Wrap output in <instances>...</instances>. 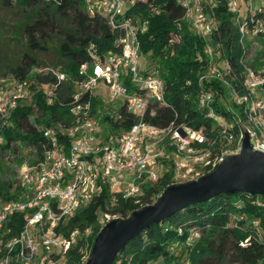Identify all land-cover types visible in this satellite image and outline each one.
<instances>
[{"label": "built area", "instance_id": "1", "mask_svg": "<svg viewBox=\"0 0 264 264\" xmlns=\"http://www.w3.org/2000/svg\"><path fill=\"white\" fill-rule=\"evenodd\" d=\"M83 1L84 11L101 16L115 33L114 50L98 55L95 47L88 45L87 61L78 65L70 80L58 69L45 70L54 81L39 85L41 99L45 106H65L67 114L40 129L39 149L20 139L9 143L24 144L21 146L28 152L29 162L23 160L14 170L17 197L0 199V235L8 232L6 223L13 214L22 221L20 231L3 247L0 264H10L12 259L17 264H63L81 234L73 230L63 237L55 228L91 201L99 183L108 191L111 204L116 196L136 204L142 196L140 184L154 182L163 163L171 165L173 184L195 180L212 171L225 156L239 152L242 129L250 149L264 154V77L257 74L249 59V53L259 48L258 38L264 37V0H223L238 36L241 53L236 66L240 73H234L221 49L215 51L207 42L203 45L205 63L198 74L193 104L225 138V145L213 153L210 143L202 146L205 138L200 131L184 124L171 122L157 127L145 121L149 102L165 103L164 83L157 69L149 64L144 70L138 68V35L146 31L147 22L125 13L123 0ZM179 1L184 13L190 12L187 22L192 23L191 31L205 41L216 30L217 20L210 8L216 2ZM63 83L70 87L62 94L65 102L60 98ZM31 96L26 80L12 76L0 79V145H5L2 133L12 125L11 114ZM218 107L221 112H216ZM121 112L130 114L131 124L127 130L113 131L109 125L123 122ZM254 205L264 210V201L255 198ZM111 218L107 213L98 215L99 229ZM250 226L260 240L258 220L251 219ZM89 233L85 229L83 238ZM191 238H197V233L189 230L185 245ZM13 248L14 258L9 254ZM168 250L173 252L174 248ZM262 250L264 264L263 240Z\"/></svg>", "mask_w": 264, "mask_h": 264}, {"label": "trees", "instance_id": "2", "mask_svg": "<svg viewBox=\"0 0 264 264\" xmlns=\"http://www.w3.org/2000/svg\"><path fill=\"white\" fill-rule=\"evenodd\" d=\"M123 1L127 7L125 13L135 14L147 22L146 31L138 35L139 56L148 55L151 61L159 58L164 72L165 103L149 102L145 121L157 127H165L171 122L184 124L202 133L205 138L203 147L210 143L211 153L217 151L225 145V138L204 118V111L194 108L193 97L197 88L194 75L198 65L192 59L196 49L202 59L206 57L202 48L207 42L215 51L221 49L223 57L234 67V73H240L241 68L236 66L241 53L238 36L223 0H214L212 11L217 20L216 30L205 41L187 29L188 22L179 0H132V4L129 0ZM0 11L5 19H17L13 28L21 34L20 39H15L18 51H9L7 46L10 45L0 44V79L12 76L26 80L28 89L33 91V107L23 104L11 114L13 128L2 133L5 145H0V150L8 149L9 143L20 138L24 144L39 149L40 129L65 118L67 108L56 103L51 106L43 103L39 85L53 82L54 77L48 72L32 71L41 64L36 55L56 54L55 67L46 70L58 69L70 80L75 77L78 65L87 61L88 45H93L96 53L101 55L114 50L116 35L101 16L84 11L83 0H0ZM186 80L192 81L190 87L184 86ZM60 89V98L64 101L62 94L70 87L63 83ZM33 108L40 112L39 118L33 120L39 128L29 121ZM216 112H221V108L218 107ZM121 113L125 117L123 122L109 125L111 130H127L131 124L130 114ZM233 133L238 135L237 130ZM171 176V165L163 163L154 182L144 180L140 184L142 196L138 197L136 204L119 196L111 204L108 191L99 183L98 192L91 201L55 228L63 237L73 230L81 234L67 251L63 264H83L87 259L93 239L100 230L96 223L98 215L109 212L117 219H124L132 211L153 204L164 188L173 184ZM17 192L18 187L13 182L0 181V199L3 201L14 199ZM255 198L264 201V196L259 195L221 193L204 202L185 206L158 223L150 224L127 241L111 264H186V260L187 264H262L264 210L254 205ZM255 218L260 240L256 239L250 226V220ZM6 227L8 232L1 238L2 244L20 231V216H10ZM85 229L90 233L84 239ZM178 229L180 234H177ZM189 230L197 233V238H191L189 245H185ZM170 246L174 248L173 252H169ZM3 253L5 250L1 248L0 255ZM15 253L16 248H13L9 254L14 258ZM10 264L17 262L12 259Z\"/></svg>", "mask_w": 264, "mask_h": 264}, {"label": "water", "instance_id": "3", "mask_svg": "<svg viewBox=\"0 0 264 264\" xmlns=\"http://www.w3.org/2000/svg\"><path fill=\"white\" fill-rule=\"evenodd\" d=\"M242 133L239 152L225 156L212 171L195 180L168 185L153 204L132 211L124 219L106 221L83 264H111L127 241L185 206L221 193L264 196V154L252 151L244 129Z\"/></svg>", "mask_w": 264, "mask_h": 264}, {"label": "rangeland", "instance_id": "4", "mask_svg": "<svg viewBox=\"0 0 264 264\" xmlns=\"http://www.w3.org/2000/svg\"><path fill=\"white\" fill-rule=\"evenodd\" d=\"M126 1H128V0H126ZM192 5H196V4L193 3ZM210 8L213 9V5H211ZM197 10H199V9L197 8ZM184 16H185L184 18L186 20H188L189 16H190V12L185 10ZM185 19H183V20L185 21ZM15 22H17L16 18L5 19V17L3 16V13L0 11V44H3V46L4 45H10V46H7V48L9 51H12V52L19 50L18 43L15 41V39H20V37H21L20 36L21 34L13 28ZM191 27H192V23H191V26H190V24L187 26V29L190 31ZM258 45H259V48L257 50L251 51L249 53V59L250 58L252 59V65H254V68L257 70L256 71L257 74L258 75L260 74L261 77H264V37L258 38ZM36 58L38 59V61L41 64L36 66V68H34V70L32 69V71L35 73H40V74H44L46 68L55 67V61L58 59L56 54L51 53V52L46 53V54H41V55L37 54ZM192 60L196 63V65H198V66H196V74L194 75L195 82L197 84V78L199 76L198 74H199L200 70L203 68L204 63H205L204 59H202L201 54L198 52V49H196L194 51V56H193ZM151 63H153V65H154L151 68L157 69L159 75L161 76V78H163L164 72H163V69L161 68L159 58L157 60L151 61V59L148 55H145V56L141 55L139 58L138 68H139V70H144V69H146L147 65L151 64ZM56 68H58V67L56 66ZM183 83H184V86L190 87L192 85L191 80H186ZM30 92H32V96H31L30 100L29 99L26 100L24 103H22V105L24 104L25 106H29L32 108L33 107V105H32L33 91H30ZM39 116H40V112L37 109L33 108L31 116H29V121L33 125H35L34 127H36V128H39V126L33 120L38 119ZM104 127L105 126L102 123H100V129L101 128L104 129ZM10 128L12 129L13 125H10V126L4 128L3 133L5 131L10 130ZM22 132H24V131L22 130ZM21 145H24V144L18 145L17 143H13V144L9 145L8 149L0 150V181L5 180L8 182L10 181L11 183L12 182L17 183V179L15 176L14 170H16V169L18 170L19 167H21L23 160H26V162H29V158H27L28 152L25 151V147H22ZM23 148H24V150L22 151ZM182 183H183V181H182ZM14 197L16 198L17 195H14ZM107 214H109V216L113 217L111 219L117 218L116 215H111L109 212ZM4 235H5V232H3L0 236L3 237ZM5 244H2L0 242V249L5 247ZM185 263L187 264V260L185 261Z\"/></svg>", "mask_w": 264, "mask_h": 264}]
</instances>
